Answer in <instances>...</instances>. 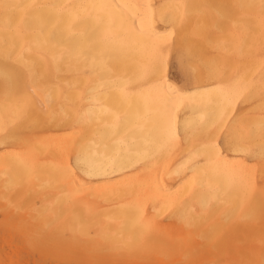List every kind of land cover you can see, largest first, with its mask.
Here are the masks:
<instances>
[{
    "label": "bare ground",
    "instance_id": "obj_1",
    "mask_svg": "<svg viewBox=\"0 0 264 264\" xmlns=\"http://www.w3.org/2000/svg\"><path fill=\"white\" fill-rule=\"evenodd\" d=\"M157 1L0 0V4L32 6L130 2L157 5V28L163 29L168 24L171 33L166 52L171 82L188 80L191 84L172 112L173 147L164 151V159L158 161L161 153H152L159 135L154 112L145 109L143 118L133 117L134 122L121 128L119 135L103 124L98 125L94 115H86L100 110L90 96L99 97L100 102L105 100L102 90L90 94L89 88L99 83V76L112 75L108 63L119 64L122 73L134 71L139 51L129 48L108 52L102 63L93 64L89 59L87 66L78 65L75 58L58 57L50 67L51 51L38 47L36 41L43 39L41 30L51 29L50 20L58 10L28 8L31 30L21 39L15 31V22L22 11L9 10L6 17L0 7V69L5 62L19 67L17 59L21 56L35 60L36 70L45 81L38 93L45 110H55L62 119L70 118L72 124L67 132L55 131L56 125H51L49 131L44 130L45 125L18 129L22 136L39 134L38 150L23 151L19 145L6 148L0 140V264L259 261L264 161L257 155L249 164L242 159L244 153L240 149L258 145L260 122L264 119L260 0H195L196 5L232 6V22L224 33L226 39L221 38L212 24L216 17L214 10L191 7L196 16L180 18L172 26L165 18L174 10L161 6L182 5L184 0H163L156 4ZM64 20L65 28L69 23L77 26L73 33L77 36L87 33L92 23L84 9L79 10V16L64 13ZM6 48L15 53L7 61ZM221 78H246L248 87L225 105L222 97L202 87ZM3 89L0 76V137L4 125ZM209 114L214 117V159L222 156L232 160L242 183H229L225 176L212 170L204 175L202 186L194 183L190 175L183 178L189 166L188 154L204 148L200 129ZM9 120L8 127L19 123L11 113ZM67 144L73 146L71 152L65 149ZM146 153H152L151 162L139 173L104 182L107 176L131 171ZM87 172L94 174L89 176ZM69 173L75 183L66 178ZM158 173L159 186L155 183ZM81 178L100 182L84 183ZM133 185L137 197L143 201L139 215L130 207ZM161 188L164 190L160 191ZM212 189L219 193V199ZM68 193L72 194L70 198ZM237 203L239 208L233 215L230 209ZM144 219L153 220L155 226L144 230ZM217 240L223 242L214 248Z\"/></svg>",
    "mask_w": 264,
    "mask_h": 264
},
{
    "label": "snow or ice",
    "instance_id": "obj_2",
    "mask_svg": "<svg viewBox=\"0 0 264 264\" xmlns=\"http://www.w3.org/2000/svg\"><path fill=\"white\" fill-rule=\"evenodd\" d=\"M4 14L7 17L9 10L18 9L22 11V15L18 22H15V31L21 39L26 37V33L31 30L29 21L30 13L26 10L32 7H47L58 10L52 16L50 23L51 29L41 30L40 36L42 40H37L38 47H48L52 54V62H56L57 58H75L77 64L83 63L87 66L89 59L93 64L104 61V55L108 52L124 51L133 48L141 53L136 60L135 70L121 72L119 64L108 63V70L112 72L111 76H99L98 84H93L89 88V93H96L99 90L101 95L105 97L103 102H100L99 97H91L99 104V112H92L86 115H94L96 123L105 125L106 128H111L114 135H119L121 128L132 124L133 117L137 119L143 118L144 110L148 109L155 113V121L157 124L159 135L156 139V147L152 153L159 151L161 154L157 158L158 161L164 159L163 153L170 150L174 144V134L171 128L172 112L175 107L183 101L188 89L191 87L190 81L185 80L183 83L177 80L171 82L169 76L167 62V44L168 37L171 33L168 31V24L163 29L156 26V11L157 5L145 3H121V4H90V5H47V6H32L20 4H0ZM174 10L170 17L171 25L180 19L179 10L189 7L198 9L214 10L216 17L212 24L216 31L224 37L226 26L232 22L231 5L218 4H198V5H167L161 6ZM250 7H257L251 5ZM260 9L259 23L262 33H264V0H260L258 5ZM88 11L92 23L90 30L87 33L74 35L77 26L68 24L65 28L64 13L67 16H79V10ZM163 15V13H162ZM9 27L6 24V28ZM65 31L68 35H65ZM95 53H99L97 56ZM15 55L14 52L7 48L4 50L5 60H10ZM17 67L14 64L4 63L0 69V76L4 81V89L2 92L3 98V136L0 140L4 142L6 148L19 145L23 151H31L37 148L39 142V134L22 136L18 129L28 125L29 128H37L45 125V131L51 130V125H56L55 131L67 132L71 129L72 124L70 118L62 119L61 115L55 110L46 111L44 102L38 93L40 92L41 84L45 81L40 78V73L36 70V61L29 60L23 56L17 59ZM85 75H89L85 72ZM226 77V73H225ZM201 87V86H198ZM209 92L216 93L222 97L225 105L231 104L237 96H239L247 87V79H227L221 78L218 82L213 81L210 85L202 86ZM13 119L19 121L15 127H8L10 120L9 114ZM83 117H81L82 119ZM214 117L208 115L207 120L202 125L200 132L204 143V148L196 149L193 153H189L187 160L189 166L183 178L189 175L194 183L203 184L204 175L209 170L215 171L226 177L229 183H242L243 178L236 175V166L230 159L219 157L214 159L215 153V131ZM86 134V132H85ZM69 152L72 150V145H64ZM38 150V148H37ZM201 151L203 156L201 157ZM244 153L242 159H246L249 164L253 163L258 155L261 161H264V119L260 122V139L257 146L242 147L240 149ZM152 153H146L142 158V162H138L137 166L131 171L122 172L119 176H107L104 182H112L121 179L122 176H132L139 173L141 169L147 167L150 163ZM194 157H201L194 159ZM67 171V170H66ZM92 172H87L86 175H93ZM73 183L75 178L70 175L66 177ZM83 180V178H81ZM84 183H99L100 181L83 180ZM155 183L159 186V173L157 174ZM79 187V185H78ZM172 187H175L173 185ZM211 187V185H210ZM132 197L130 207L133 208L137 215L143 210V201L137 197L135 185L132 186ZM164 189H160L163 191ZM219 199V193L216 189H212ZM69 198L71 193L67 194ZM5 199H8L7 192ZM239 204H235L231 209V214H235ZM260 259L259 261H249L247 264H264V205L260 208ZM153 220H142V228L151 230L154 227ZM211 241V237L208 238ZM222 240H217L213 245L214 248H219ZM63 264H102L96 261H65ZM207 264H233L231 261L217 259L207 262ZM243 264V262H242Z\"/></svg>",
    "mask_w": 264,
    "mask_h": 264
},
{
    "label": "rangeland",
    "instance_id": "obj_3",
    "mask_svg": "<svg viewBox=\"0 0 264 264\" xmlns=\"http://www.w3.org/2000/svg\"><path fill=\"white\" fill-rule=\"evenodd\" d=\"M163 0H158L157 2H156V4H159V3H161ZM172 5H173V3H171ZM182 5H189V6H192V5H196L195 4V0H184V2L182 3ZM195 8V7H194ZM192 10V8L191 7H189L186 11H185V9H180L179 10V15H181L180 16V18H182V19H191V18H193L194 16H196V14L194 13V12H192L191 11ZM186 13H188V15L186 14ZM190 15V16H189Z\"/></svg>",
    "mask_w": 264,
    "mask_h": 264
}]
</instances>
